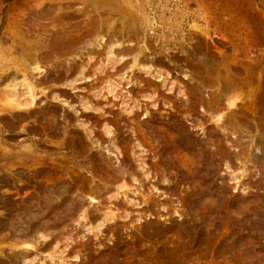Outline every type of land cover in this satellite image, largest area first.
Masks as SVG:
<instances>
[{"label":"rangeland","instance_id":"rangeland-1","mask_svg":"<svg viewBox=\"0 0 264 264\" xmlns=\"http://www.w3.org/2000/svg\"><path fill=\"white\" fill-rule=\"evenodd\" d=\"M3 1L0 264H264V0Z\"/></svg>","mask_w":264,"mask_h":264},{"label":"built area","instance_id":"built-area-1","mask_svg":"<svg viewBox=\"0 0 264 264\" xmlns=\"http://www.w3.org/2000/svg\"><path fill=\"white\" fill-rule=\"evenodd\" d=\"M149 18L147 34L165 55L180 52L195 32L186 0H143Z\"/></svg>","mask_w":264,"mask_h":264},{"label":"crops","instance_id":"crops-1","mask_svg":"<svg viewBox=\"0 0 264 264\" xmlns=\"http://www.w3.org/2000/svg\"><path fill=\"white\" fill-rule=\"evenodd\" d=\"M93 2H97V0H92ZM110 0H107V2H109ZM32 2V0H30V2L29 3H31ZM98 2H101V0L100 1H98ZM105 2V1H104ZM27 3V2H26ZM4 4V1L3 0H0V10H1V8H2V5Z\"/></svg>","mask_w":264,"mask_h":264}]
</instances>
